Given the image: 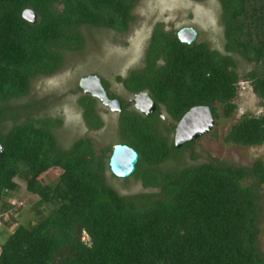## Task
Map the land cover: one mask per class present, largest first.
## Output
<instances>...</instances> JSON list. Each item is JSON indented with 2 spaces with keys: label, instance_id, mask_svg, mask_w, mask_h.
Masks as SVG:
<instances>
[{
  "label": "trees",
  "instance_id": "16d2710c",
  "mask_svg": "<svg viewBox=\"0 0 264 264\" xmlns=\"http://www.w3.org/2000/svg\"><path fill=\"white\" fill-rule=\"evenodd\" d=\"M140 1L0 0V214L16 210L9 198L20 190L17 179L38 198L34 223L7 216L10 233L0 245V264H264V162L243 167L210 157L188 163L191 150L192 162L199 159L196 141L174 144L177 124L194 107H209L215 121L219 109L227 119L234 115L236 58L254 65L245 78L264 105V0H216L223 29L214 38L221 51L198 40L184 44L178 31L155 27L143 66L117 78L130 94L149 93L156 105L151 115L129 109L107 82L89 75L102 80L122 109L109 130L111 140H99V149L89 136L62 144L58 134L65 122L42 116L47 104L32 99L34 82L83 54L93 32L127 33ZM26 10L34 12L35 22L23 17ZM78 90L88 132L103 130L99 100ZM225 141L263 145L264 112L241 118ZM115 144L139 154L124 184L140 183L150 192L118 191L108 166ZM53 169L62 174L43 182Z\"/></svg>",
  "mask_w": 264,
  "mask_h": 264
},
{
  "label": "rangeland",
  "instance_id": "374dc122",
  "mask_svg": "<svg viewBox=\"0 0 264 264\" xmlns=\"http://www.w3.org/2000/svg\"><path fill=\"white\" fill-rule=\"evenodd\" d=\"M221 6L216 0H208L197 3L194 0H141L134 11L135 20L130 30L124 34L112 31H95L92 37H88V48L83 54H74L67 58L63 70L56 75L34 82L33 95L36 101L43 102L47 106L42 110V116L62 118L65 122L60 130L62 144L70 145L78 138L86 136L97 143L103 139L109 142L111 131L115 127L118 116L106 115L101 106L100 115L105 121V128L94 132L87 129L82 118V110L78 104L81 95L79 82L89 75H98L109 85V91L121 99L135 100L131 94L125 91L123 84L117 78H126L133 70L143 66L146 50L158 24H163L165 30L179 31L182 28L192 27L197 33V40L208 42L213 49L223 50L217 46L214 36L221 34L220 25ZM193 15L195 18H192ZM237 72L239 74L238 97L235 101L237 110L227 119L219 109V119L215 121L211 132L196 140L193 147L199 159L192 162L190 155L192 150L186 152L185 160L188 163L200 164L210 157L217 158L230 165L250 167L254 162H264V144L255 147H241L226 143L225 138L231 127L244 116H260L264 112L263 101L254 93L251 83L245 75L253 70L254 65L237 59ZM220 108V107H219ZM100 144V143H98ZM103 145V144H101ZM111 154H109V157ZM62 174L61 170L53 169L45 173L41 179L49 183L53 176ZM124 179H114V185L118 184V191L125 195H137L148 192L140 183L132 182L125 185ZM20 190L9 198V202L15 205L23 204V209H16L12 215L0 214V245H2L10 231H6L8 218L13 217L18 223L28 225L35 222V214L32 206L38 198L26 191L24 179H17ZM264 195V186H263ZM3 216V217H2ZM11 216V217H7ZM260 248L264 253V204L260 220Z\"/></svg>",
  "mask_w": 264,
  "mask_h": 264
},
{
  "label": "water",
  "instance_id": "95a60500",
  "mask_svg": "<svg viewBox=\"0 0 264 264\" xmlns=\"http://www.w3.org/2000/svg\"><path fill=\"white\" fill-rule=\"evenodd\" d=\"M23 17L28 22H35L36 16L34 12L26 10ZM178 39L187 45H192L198 37L197 31L192 27H185L178 31ZM79 87L84 95L99 100L103 106L109 108L111 112H121V104L116 100H111L106 89L103 87L102 80L98 76H88L80 80ZM135 108L140 113L151 115L156 111V105L151 99L148 92H141L135 95ZM204 112L206 115L205 121L198 127L194 124V112ZM215 119L209 107L198 106L192 108L186 113L175 129L174 144L177 148L182 145L194 142L200 137L211 132L214 127ZM2 147L0 146V153ZM139 162V154L131 147L125 144H116L113 146L112 153L109 159L110 173L118 179H127L136 171Z\"/></svg>",
  "mask_w": 264,
  "mask_h": 264
},
{
  "label": "flooded vegetation",
  "instance_id": "af4514ba",
  "mask_svg": "<svg viewBox=\"0 0 264 264\" xmlns=\"http://www.w3.org/2000/svg\"><path fill=\"white\" fill-rule=\"evenodd\" d=\"M107 91V90H106ZM126 91V90H125ZM108 92V91H107ZM127 92V91H126ZM108 94H109V98H110V92H108ZM130 94V93H129ZM133 97H135V94H131ZM111 100H116V98L114 99V98H110ZM128 103H127V107L129 108V109H131V110H135V111H137L136 110V108H135V101H134V99L133 100H130V101H127ZM99 103L101 104L100 106L102 107V109L105 111L104 113L107 115H112V114H114V115H117L116 113L117 112H111V110L109 109V108H107V107H105V106H103V104L99 101ZM101 107H99L98 108V111L99 112H101ZM120 113V112H119ZM119 115V114H118ZM117 115V116H118ZM159 115H160V117H161V119L163 120V121H167V117H166V115H165V113H164V111H161L160 113H159ZM167 123L168 124H171L170 122H168L167 121ZM116 125V124H115ZM116 145V144H115ZM112 153V152H111ZM147 189V188H146ZM148 192H150V189H149V191Z\"/></svg>",
  "mask_w": 264,
  "mask_h": 264
},
{
  "label": "bare ground",
  "instance_id": "6f19581e",
  "mask_svg": "<svg viewBox=\"0 0 264 264\" xmlns=\"http://www.w3.org/2000/svg\"><path fill=\"white\" fill-rule=\"evenodd\" d=\"M193 117H195L194 124H196L197 127L198 125L200 126L206 119V115L203 111L196 112V113L194 112Z\"/></svg>",
  "mask_w": 264,
  "mask_h": 264
},
{
  "label": "built area",
  "instance_id": "2783aa9c",
  "mask_svg": "<svg viewBox=\"0 0 264 264\" xmlns=\"http://www.w3.org/2000/svg\"><path fill=\"white\" fill-rule=\"evenodd\" d=\"M22 207H23V204L21 203V204H19V206H17L16 209H20V208H22Z\"/></svg>",
  "mask_w": 264,
  "mask_h": 264
}]
</instances>
